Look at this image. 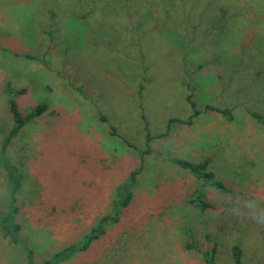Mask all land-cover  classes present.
<instances>
[{"label":"rangeland","instance_id":"obj_1","mask_svg":"<svg viewBox=\"0 0 264 264\" xmlns=\"http://www.w3.org/2000/svg\"><path fill=\"white\" fill-rule=\"evenodd\" d=\"M190 94L202 113L188 123ZM11 101L23 115L43 107L6 153L25 177L16 221L32 264L112 212L136 169L120 221L56 264H195L189 234L200 249L216 238L220 264H233L236 243L244 264H264V225L249 219H264V121L249 112L264 117V0H0L5 213ZM207 105L231 108L233 119ZM171 118L184 121L167 132ZM176 156L211 157L234 194L207 186L215 208L191 211L201 182L172 163ZM23 246L0 230V264H30Z\"/></svg>","mask_w":264,"mask_h":264},{"label":"trees","instance_id":"obj_2","mask_svg":"<svg viewBox=\"0 0 264 264\" xmlns=\"http://www.w3.org/2000/svg\"><path fill=\"white\" fill-rule=\"evenodd\" d=\"M187 100L190 104V106L193 109L192 115L189 116V118L185 121L188 123H191L194 119V117L199 116L202 111L198 109L197 103L192 99V95L187 96ZM11 109L12 113L14 115L15 119V125L11 128L9 133L4 137V140L2 142V156L5 159V162L3 163V167L7 172L8 180L10 182L11 186V196L12 201L10 204V210L5 213L0 211V230L2 231V235L4 237H9L10 240L14 243H21V241L24 243V248L29 256L30 264H32V252L30 248L28 247V244L24 242V238L20 237L19 230L21 228L20 224L16 221V213L18 211V206L15 204L16 201V193L21 189L25 177L24 174L19 170L17 164L10 162L7 157V148L9 147L12 139L20 132L21 128L24 126V124L32 119L34 116L38 115L43 107H38L37 109L28 112L26 115L21 114L18 105L15 103V101H11ZM207 110H211L213 112H219L226 116L228 119H233V114L231 108L228 107H216L213 105H207ZM250 114L254 116L255 118L264 121V117L259 112H256L254 110H249ZM102 119H105V117L102 116ZM184 121L179 118H171L167 125V132L174 126L176 122ZM148 141L150 140V134H147ZM20 143V142H19ZM131 145V144H130ZM170 160L172 163L176 164L177 166L188 170L192 173V175L199 181L201 184L194 189L191 193V196L189 198L190 204H191V211H193L195 208L197 210V214L200 212L202 214H206V211L209 208H215V205L212 204L210 201H208V195H207V186H213L215 189H217L221 193H229L234 194V190L228 188L229 186L226 185L225 181H222L218 178L220 175L219 172L214 168V163L212 162L211 157H206L202 161L194 162L182 157H170ZM226 171V169H224ZM138 170H133L130 174V180L125 182L121 188L122 191H119L118 198H114L112 201L113 204V210L112 212H107L103 216H101L96 224H93L89 229L88 232H86L81 239L70 243L68 246L63 248L62 250L56 252L51 258L47 259L45 261L46 264H56L58 261H61L63 259H67L73 254L81 251L88 250L93 242L100 239L103 234L106 233L108 226L110 224L118 223L120 221L121 215H123L124 209L128 207L130 202L132 201V191L130 190V186H135L136 184V174ZM233 186V185H232ZM233 190V191H232ZM190 195V194H189ZM183 203H187L185 199L183 200ZM191 215H194L190 212ZM189 227H187L186 231L189 232ZM193 232V231H191ZM191 238L194 239V234H189ZM204 238H206L207 241H210V234L208 232L203 233ZM191 241H185V248L186 249H195L198 253H200V260L203 262V264H220L219 261V255H220V246L218 244V241L216 238H213V243L210 247H207L205 249H200L195 244L194 240ZM221 259V258H220ZM232 262L233 264H244L243 262V249L239 244H234L232 246Z\"/></svg>","mask_w":264,"mask_h":264},{"label":"clouds","instance_id":"obj_3","mask_svg":"<svg viewBox=\"0 0 264 264\" xmlns=\"http://www.w3.org/2000/svg\"><path fill=\"white\" fill-rule=\"evenodd\" d=\"M250 220H252L253 222L260 224V225H264V219H257L256 217H250Z\"/></svg>","mask_w":264,"mask_h":264},{"label":"crops","instance_id":"obj_4","mask_svg":"<svg viewBox=\"0 0 264 264\" xmlns=\"http://www.w3.org/2000/svg\"><path fill=\"white\" fill-rule=\"evenodd\" d=\"M195 264H203V262L200 260V261H195L194 262Z\"/></svg>","mask_w":264,"mask_h":264}]
</instances>
